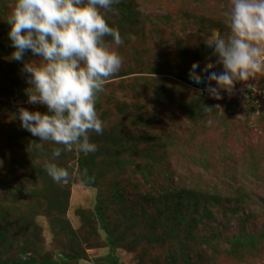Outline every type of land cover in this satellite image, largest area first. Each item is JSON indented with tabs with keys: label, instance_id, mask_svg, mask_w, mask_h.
<instances>
[{
	"label": "rangeland",
	"instance_id": "1",
	"mask_svg": "<svg viewBox=\"0 0 264 264\" xmlns=\"http://www.w3.org/2000/svg\"><path fill=\"white\" fill-rule=\"evenodd\" d=\"M16 1H1L0 22L9 30L6 42L11 46L7 53L11 52L9 59L0 60V68L23 85V93L16 95L9 88L8 93L0 95V176H26L27 170L14 163L21 160L17 151L33 146L30 141L38 129H58L62 113L58 93L74 100L70 87H80L88 104L81 115L95 118L92 126L99 131L113 125L125 128L127 117L143 110L135 106L134 102L139 101H146L142 107L168 120L158 113L157 104L146 100L156 90L166 91L170 116L181 120L182 129L176 121H171L175 129L166 123L154 127L162 140L141 142L139 147L154 151V155L152 160L142 156L138 161L154 162L151 183L157 189L172 183L202 196L219 193L221 204L210 207L207 226L199 225L212 243L195 244L205 257L195 264H264V0H179L186 14L180 12L179 4L167 0H161L163 8L159 9L153 6L154 0H127V7L116 9L113 15L110 12L117 7H113L114 0H69L59 8L61 18L48 22L46 30L41 29L37 18L42 15L40 9L44 14L48 5L29 0L32 3L27 11L18 8ZM165 12L172 14L167 21L144 20ZM67 59L69 71L63 65ZM185 73L188 79L183 78ZM68 74L74 82L66 79ZM198 75L212 82L199 87ZM24 100L29 107L24 115L11 108ZM194 100L202 105L197 124L177 109L179 103ZM52 110L56 113L39 114ZM26 131L32 133L29 138ZM103 145L101 139L90 148ZM204 156L210 163L208 168L200 164ZM133 184L135 190L129 191L138 195L150 189L144 188L142 181L133 180ZM69 186L61 185L70 191L67 218L77 228L79 211L88 212L95 206L96 190L75 180ZM5 193L0 183V207ZM135 210L140 211L138 205ZM35 211L33 220L40 229L35 242L40 243L31 245L38 250L60 251L69 239L70 229L62 230L64 225L59 229L60 224L52 222L44 211ZM249 214L252 216L247 229L243 218ZM249 231L257 234V243L252 248L238 246L235 257L228 255L231 242H237L239 234L247 240ZM99 232L104 235L102 229ZM136 247L133 253L120 249V261L142 264L138 258L145 243ZM87 251L90 258L78 264H96L95 256L108 253L104 247ZM190 255L197 256L194 251ZM152 256L163 257L156 243L150 245L148 258Z\"/></svg>",
	"mask_w": 264,
	"mask_h": 264
},
{
	"label": "trees",
	"instance_id": "2",
	"mask_svg": "<svg viewBox=\"0 0 264 264\" xmlns=\"http://www.w3.org/2000/svg\"><path fill=\"white\" fill-rule=\"evenodd\" d=\"M1 1L0 10L3 9ZM67 1L69 2V0L40 1L48 5V8L44 9V14L40 9L42 15L37 18L41 29L46 30L48 22L52 24L61 18L62 12L59 8L63 3L67 4ZM114 1L116 3H112L113 7L116 5L117 7L111 10L112 15L116 9L121 8L122 10L127 7L125 5L127 0ZM167 1L179 4L180 12L186 14L187 10L182 7L179 0ZM30 3L32 1H16L18 8L21 10L26 8L27 11H29L27 6ZM153 6L157 9L163 8V3L161 0H154ZM170 16H172L171 12H165L161 16L144 20L157 23L169 20ZM44 19H46V25H44ZM8 34L9 30L0 22V60L9 59L7 55L11 51L7 53V50L11 44L6 42L7 38H10ZM35 41L48 42L45 38H36ZM77 52L79 53L80 50ZM69 61L68 59L66 62L63 61L67 71L70 70ZM5 63L7 61H4V65ZM182 76L188 79L186 73ZM196 78L199 87L212 82L203 75H198ZM66 79L71 82L75 81L69 74ZM22 86L3 70L0 72V95L8 93L11 88V93L15 92L16 95L21 96ZM70 88L76 97L74 100H66L64 93H58L56 96L60 106L59 110L62 112L58 116L60 123L57 130L54 128H50L49 131L38 129L33 135L26 131V138L33 136L30 141L33 146L18 150L17 154H20L18 156L21 160L14 162L27 170L26 176L23 179L18 177L19 173L4 178L0 176V183L6 189L1 201L2 207H0V264H78L81 260L90 258L87 249L92 247L95 250L103 247L108 249L105 255L94 257L96 264H124L118 257V251L124 249L133 253L138 243H145L143 252L138 258L142 264L147 260H150L151 264H195L204 260L205 257L195 244L212 243L211 238L204 234L202 229L203 226H207V219L212 214L210 207H219L222 202L219 193L214 192L212 195L202 196L192 189L172 186V183L157 189L151 183V174L155 170L154 162L148 161L142 164L138 161L142 156L146 161L152 160L154 155V151L140 148L141 142L162 140V135L153 131L154 127L158 125L163 127L166 123L168 128L175 129L171 121H176L182 129L181 120H174V117L170 116L172 111L168 109L170 103L168 93L156 90L146 99L152 104H157L160 107L158 113L162 116L165 114L169 117L168 120H165V117L155 116V111H151L150 108L142 107V103L146 101H139L134 102L135 106L143 110L131 115L132 117L128 116L129 121L125 128L121 129L118 125H113L109 130L94 131L92 124L95 118L81 115L84 108L87 109L88 106L86 97L80 87ZM26 102L24 100L23 104L14 103L11 108L24 115L29 108ZM201 108L202 105L195 100L190 103H179L177 106L180 113L184 112L196 124ZM54 112L52 110L39 114L49 115ZM27 121L29 120L26 119ZM170 129H168L169 132ZM19 138L25 139L24 136ZM101 139L103 146L90 148L93 143ZM16 144L18 147L21 146L18 140ZM19 157L16 160H19ZM201 159V166L208 168L210 166L208 159L205 156ZM75 174L77 178L74 177ZM73 180L83 187L96 190L95 206L88 212L86 209L79 211L78 229L70 225L67 218L70 191H65L61 187L64 184L71 186ZM133 180L137 183L142 181L144 188L150 189L145 195H138L134 191ZM132 189L134 190L129 191ZM43 199L46 200L45 203ZM226 201L230 202L231 199L227 197ZM136 205L140 211L135 210ZM235 209H231L233 216ZM34 210L35 212L42 210L51 217L52 222L60 224L59 226H66L63 227L64 229L62 226L59 229L62 228L64 231L70 229L67 232L69 239L60 251L59 249L38 250L31 245L40 243L39 240L35 242V237L39 238L40 229L33 220ZM251 216L249 214L243 218L247 229L250 228ZM199 225H203L202 229ZM157 228L160 231L157 232ZM99 229L104 231V235H101ZM30 236H34L33 239H30ZM237 237V242L233 241L232 245L227 247V253L231 257L236 256L238 246L252 248L257 243V234L251 231L246 236V239L251 242L245 240L240 234ZM92 238H94V243L91 241ZM22 240L27 243H21ZM154 243L161 247L163 257L152 256L149 259L150 245ZM191 251L197 255L195 258L190 255ZM217 253L218 246H215L214 254Z\"/></svg>",
	"mask_w": 264,
	"mask_h": 264
},
{
	"label": "built area",
	"instance_id": "3",
	"mask_svg": "<svg viewBox=\"0 0 264 264\" xmlns=\"http://www.w3.org/2000/svg\"><path fill=\"white\" fill-rule=\"evenodd\" d=\"M243 88V87H242Z\"/></svg>",
	"mask_w": 264,
	"mask_h": 264
}]
</instances>
